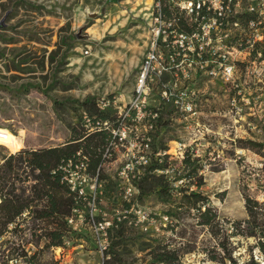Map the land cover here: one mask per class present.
<instances>
[{
  "label": "rangeland",
  "instance_id": "374dc122",
  "mask_svg": "<svg viewBox=\"0 0 264 264\" xmlns=\"http://www.w3.org/2000/svg\"><path fill=\"white\" fill-rule=\"evenodd\" d=\"M152 4L153 0H0V160L14 153L21 141L20 149L49 148L95 133L92 121L102 118L100 110L122 109L146 54ZM261 55L264 58V50ZM252 70L241 67L238 75L243 93L256 97L262 86L259 79L264 78ZM189 85L200 98L202 127H187L170 103L159 105L158 128L148 132L150 161L129 202L123 200L118 170L130 159L127 154L137 153V147L128 149L132 134L105 159L96 213L113 222L106 248L101 250L93 240L82 216L83 228H71L63 247L53 248L46 259L52 256L56 264H156L148 252L156 240H167L194 248L183 255V264H222L207 259L202 248L210 235L206 228L194 226L195 210L179 203L177 190L200 191L225 227L246 218L243 190L264 199V120L249 115L248 108L242 118L229 113L230 90L216 80L200 76ZM106 102L107 107L100 106ZM150 104L156 108L158 100ZM99 138L88 139L90 146ZM88 141L75 144L87 152ZM186 155L192 164L182 162ZM136 205L153 219L147 229L124 213ZM231 239L235 261L226 259V264L264 263V251L253 237Z\"/></svg>",
  "mask_w": 264,
  "mask_h": 264
},
{
  "label": "built area",
  "instance_id": "2783aa9c",
  "mask_svg": "<svg viewBox=\"0 0 264 264\" xmlns=\"http://www.w3.org/2000/svg\"><path fill=\"white\" fill-rule=\"evenodd\" d=\"M152 5L150 40L130 98L122 109L92 121L93 131L107 130L110 134L102 152V162L94 173L89 172L88 158L79 150L62 167L63 180L78 203L66 218L67 223L72 229L83 228L84 216L101 250L106 248L107 228L113 222L105 214L96 213L101 193L98 188L100 170L113 147L125 143L127 134H132L128 149L137 147V153L127 154L130 159L122 163L118 177L124 201L129 202L137 195L135 182L144 175V168L150 161L148 132L158 128L161 103H170L187 127H202L200 98L189 82L205 76L230 90L229 113L242 118L248 108L249 115H260L264 120V81L259 79L262 86L257 88L256 97L246 96L238 75L241 67L253 68L255 76L264 78L261 55L264 50V0H153ZM157 100L153 108L150 102ZM108 105L106 102L100 106ZM203 129L208 130L205 126ZM138 130L143 132L141 136L137 135ZM124 213L130 214L132 222L144 229L153 221L149 213L137 205L125 208Z\"/></svg>",
  "mask_w": 264,
  "mask_h": 264
},
{
  "label": "trees",
  "instance_id": "16d2710c",
  "mask_svg": "<svg viewBox=\"0 0 264 264\" xmlns=\"http://www.w3.org/2000/svg\"><path fill=\"white\" fill-rule=\"evenodd\" d=\"M99 112L102 116L108 115L107 112ZM94 132L73 138L63 146L49 148L20 149L21 141V146L16 147L14 153L1 157L0 264H56L52 256L46 259L45 255L65 244L72 230L66 218L78 204L63 180L62 167L79 151L75 143L99 135L94 145L90 146L88 141L87 152L81 150L88 158L89 172H95L103 160V148L110 134L107 130ZM89 148L92 150L89 151ZM182 162L190 165L193 160L186 155ZM201 183L202 178L198 177L196 185ZM177 192L180 194L179 203L189 204L195 210L194 226L206 228L210 235L208 245L202 248L207 259L222 264H226L228 259L234 263L231 238L235 236L253 237L258 249L264 251V199L258 200L243 190L247 216L232 220L228 222L229 227H225L200 191L181 187ZM154 243L148 255L156 264H183V255L194 250L183 243L172 244L167 240H156ZM250 264L257 263L252 261Z\"/></svg>",
  "mask_w": 264,
  "mask_h": 264
}]
</instances>
